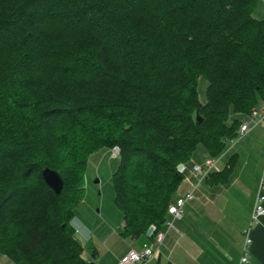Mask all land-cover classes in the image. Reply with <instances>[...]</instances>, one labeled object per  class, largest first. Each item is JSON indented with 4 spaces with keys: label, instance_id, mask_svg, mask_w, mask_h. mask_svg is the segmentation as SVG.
<instances>
[{
    "label": "trees",
    "instance_id": "1",
    "mask_svg": "<svg viewBox=\"0 0 264 264\" xmlns=\"http://www.w3.org/2000/svg\"><path fill=\"white\" fill-rule=\"evenodd\" d=\"M260 5L0 0V254L15 264H87L74 209L90 158L115 146L124 237L147 236L152 225L154 235L164 232L195 155L203 148L219 158L264 103ZM18 162H29L23 176L12 167ZM45 167L61 175L60 195L45 183ZM232 170L205 182L227 181ZM27 192L48 202L33 213L15 207Z\"/></svg>",
    "mask_w": 264,
    "mask_h": 264
},
{
    "label": "crops",
    "instance_id": "2",
    "mask_svg": "<svg viewBox=\"0 0 264 264\" xmlns=\"http://www.w3.org/2000/svg\"><path fill=\"white\" fill-rule=\"evenodd\" d=\"M230 142L226 145L216 171L223 172L233 166L230 179L217 184L204 182L195 191L198 199L187 203L182 219L175 222L178 233L168 239V243L165 238L162 247L167 255L159 252L150 264H240L247 231L251 245L250 260L246 264H264V216L251 226L259 182L264 174V126L252 127L245 138L235 141L233 145ZM208 158L204 151L195 155L186 175L190 183L185 180L182 182L180 196L192 191L191 184L196 182L193 164H202ZM249 179L254 182H249ZM249 186L252 187L251 193ZM233 210L239 220L228 219L227 213ZM227 224L231 225V232L224 228ZM132 239L140 241V249H135L133 242L129 250L119 253L115 258L86 250L79 242L84 250L82 258L87 264H118L119 259L130 250H141L151 242L147 236ZM0 264L15 263L0 254Z\"/></svg>",
    "mask_w": 264,
    "mask_h": 264
},
{
    "label": "rangeland",
    "instance_id": "3",
    "mask_svg": "<svg viewBox=\"0 0 264 264\" xmlns=\"http://www.w3.org/2000/svg\"><path fill=\"white\" fill-rule=\"evenodd\" d=\"M255 16L257 18H262L264 16L263 5L258 6ZM32 67H34V65H32ZM39 74H41V71L36 72V75ZM207 86L208 83L206 80H200L199 96L201 102L203 103L206 102ZM263 105L264 103L260 104V107ZM242 138H245V136ZM200 151H204V153L207 155V151L205 149L201 148ZM121 158L122 155L119 146H115L111 149L101 150L90 158L86 169L83 198L74 209V216L71 223L75 229V238L81 242L82 246L86 250H94L98 253L105 254L107 257L109 256L114 258L119 253L121 254L123 251L127 249L129 250L130 246L132 245L131 243L133 242H135V249H140L138 246L140 241L133 240L131 237H124V217L115 203V190L112 179L113 174L118 168V165L120 166L121 164ZM0 165H4L3 159H0ZM28 166L29 162H18V164L16 163L12 167L15 168L14 171L17 173L23 169L21 173L23 176ZM252 181L254 182V180L249 179V182ZM32 182H34V180H32ZM256 186L257 184H255V187ZM180 188L181 185L174 195L173 201L180 196ZM249 189V192L251 193L252 187L249 186ZM31 190L34 189L32 188ZM72 190V188H69L67 190V194L71 195L73 193ZM48 194L49 193L45 192L44 196L50 197L51 195L49 194V196ZM41 196L27 192L26 195L24 194V196L18 200L15 207L28 209L31 208V211L29 212L33 213L35 209L37 210L39 208L40 204L48 202V199L42 198L41 200ZM232 212L229 211L227 213L228 219L239 220L238 214L235 213L234 210ZM153 226L154 225L151 227ZM175 227V229H168L167 223L165 224L164 232L166 234V243H168L171 237H175V234L178 233L176 224ZM224 228L226 230L228 229L230 232L232 231L230 224H227V226ZM111 235L114 237L109 240ZM229 235L232 234L229 233ZM83 252L84 250H82V254ZM159 254L167 255L164 246H161Z\"/></svg>",
    "mask_w": 264,
    "mask_h": 264
},
{
    "label": "built area",
    "instance_id": "4",
    "mask_svg": "<svg viewBox=\"0 0 264 264\" xmlns=\"http://www.w3.org/2000/svg\"><path fill=\"white\" fill-rule=\"evenodd\" d=\"M264 126V106L255 108L252 110L251 114L248 116V119L244 121L241 125V128L238 132V135L235 139L231 140L233 145L235 141L240 140L242 137L246 136L252 127ZM223 157L221 155L219 158H208L204 161L203 164H193L192 171L195 175L196 182L192 183V191H188L184 195H181L175 199V201L170 205L168 209V214L170 220L167 222L168 229H175L176 220H180L183 217L184 208L187 203L195 201L198 199L195 191L202 186L206 179L211 175V173L218 170V162ZM183 168L179 172L184 174L187 171L185 165H182ZM186 182L190 183V180L187 176L184 179ZM264 216V174L260 182L258 189L255 208L252 215L251 226L258 222L261 217ZM153 235L154 238L150 243H147L143 246L141 250H130L126 255L119 259L118 264H150L151 261L156 258L157 254L160 252V248L163 245L166 234L165 232H159L156 235V227L153 226ZM251 245V239L249 237V231L246 232V243L243 251V256L241 258L240 264L249 263L250 253L249 247Z\"/></svg>",
    "mask_w": 264,
    "mask_h": 264
},
{
    "label": "water",
    "instance_id": "5",
    "mask_svg": "<svg viewBox=\"0 0 264 264\" xmlns=\"http://www.w3.org/2000/svg\"><path fill=\"white\" fill-rule=\"evenodd\" d=\"M198 121L201 122V119L198 117ZM183 166L179 165L178 166V171L182 170ZM42 176L43 179L45 181V183L57 194L60 195L63 191L64 188V181L61 177V175L49 168V167H45L42 170ZM153 227H151L148 232H147V236L150 237L151 234L153 233Z\"/></svg>",
    "mask_w": 264,
    "mask_h": 264
}]
</instances>
